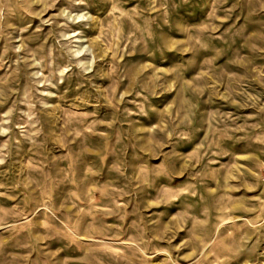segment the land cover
Here are the masks:
<instances>
[{
    "label": "rangeland",
    "instance_id": "rangeland-1",
    "mask_svg": "<svg viewBox=\"0 0 264 264\" xmlns=\"http://www.w3.org/2000/svg\"><path fill=\"white\" fill-rule=\"evenodd\" d=\"M0 264H264V0H0Z\"/></svg>",
    "mask_w": 264,
    "mask_h": 264
}]
</instances>
